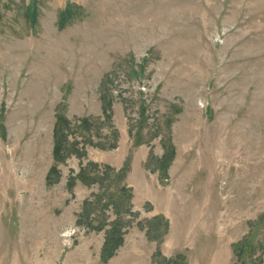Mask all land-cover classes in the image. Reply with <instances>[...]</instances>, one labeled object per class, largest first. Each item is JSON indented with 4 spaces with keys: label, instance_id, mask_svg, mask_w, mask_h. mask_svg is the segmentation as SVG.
Masks as SVG:
<instances>
[{
    "label": "rangeland",
    "instance_id": "rangeland-1",
    "mask_svg": "<svg viewBox=\"0 0 264 264\" xmlns=\"http://www.w3.org/2000/svg\"><path fill=\"white\" fill-rule=\"evenodd\" d=\"M0 264H264V0H0Z\"/></svg>",
    "mask_w": 264,
    "mask_h": 264
}]
</instances>
